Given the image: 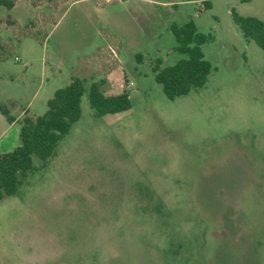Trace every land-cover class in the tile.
<instances>
[{"label":"rangeland","instance_id":"374dc122","mask_svg":"<svg viewBox=\"0 0 264 264\" xmlns=\"http://www.w3.org/2000/svg\"><path fill=\"white\" fill-rule=\"evenodd\" d=\"M233 12L264 20V0L0 4V153L57 87L84 86L46 164L0 199V264H264V48ZM188 20L211 68L169 98L154 69L186 57L170 26ZM93 82L130 106L96 114Z\"/></svg>","mask_w":264,"mask_h":264},{"label":"trees","instance_id":"16d2710c","mask_svg":"<svg viewBox=\"0 0 264 264\" xmlns=\"http://www.w3.org/2000/svg\"><path fill=\"white\" fill-rule=\"evenodd\" d=\"M14 0H0V4L11 7ZM233 19L247 39L264 48V20L253 15L233 12ZM176 39V49L186 57L172 65L155 67V79L162 84L165 95L173 98L187 93L193 87L202 86L210 71L211 64L204 57L201 44L212 37L210 32L198 30L193 20L170 26ZM83 82L72 77L64 86L57 87L47 100V108L41 114H25L19 128V143L11 150L0 153V199L16 193L19 184L34 168L32 155L35 154L46 164L57 141L70 130L72 123L80 116V98ZM88 98L96 114L112 113L127 109L130 96L126 89L120 92H105L100 84L90 85ZM9 121L14 118L2 109ZM81 264V263H77Z\"/></svg>","mask_w":264,"mask_h":264},{"label":"crops","instance_id":"0c3cea01","mask_svg":"<svg viewBox=\"0 0 264 264\" xmlns=\"http://www.w3.org/2000/svg\"><path fill=\"white\" fill-rule=\"evenodd\" d=\"M7 127H8V125H6V124H3L2 127H0V136L3 135V137H5L4 134L6 132Z\"/></svg>","mask_w":264,"mask_h":264},{"label":"built area","instance_id":"2783aa9c","mask_svg":"<svg viewBox=\"0 0 264 264\" xmlns=\"http://www.w3.org/2000/svg\"><path fill=\"white\" fill-rule=\"evenodd\" d=\"M128 85H129V82L126 83V86H128Z\"/></svg>","mask_w":264,"mask_h":264}]
</instances>
